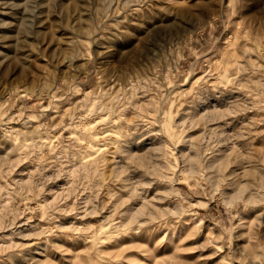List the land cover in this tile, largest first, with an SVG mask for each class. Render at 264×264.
I'll return each instance as SVG.
<instances>
[{
    "label": "rangeland",
    "instance_id": "rangeland-1",
    "mask_svg": "<svg viewBox=\"0 0 264 264\" xmlns=\"http://www.w3.org/2000/svg\"><path fill=\"white\" fill-rule=\"evenodd\" d=\"M7 1L0 264H264V0Z\"/></svg>",
    "mask_w": 264,
    "mask_h": 264
},
{
    "label": "bare ground",
    "instance_id": "bare-ground-1",
    "mask_svg": "<svg viewBox=\"0 0 264 264\" xmlns=\"http://www.w3.org/2000/svg\"><path fill=\"white\" fill-rule=\"evenodd\" d=\"M6 2H4V4L5 5H7L8 6V8H10V10H13L14 12H15V8H16V6L13 4V3H9L7 0H5ZM12 11V12H13ZM11 12V13H12ZM12 15H16V13H12ZM6 25H8V24H6ZM11 26V25H10ZM10 26H8V31H10ZM5 27V26H4ZM5 29V28H4ZM7 29V28H6ZM1 39L0 40H2V37H0ZM1 42V41H0ZM246 188V187H245ZM240 191H238V193H239ZM243 191L241 190V193H242ZM244 192H245V190H244ZM240 194V193H239ZM244 193H242V195H243Z\"/></svg>",
    "mask_w": 264,
    "mask_h": 264
}]
</instances>
